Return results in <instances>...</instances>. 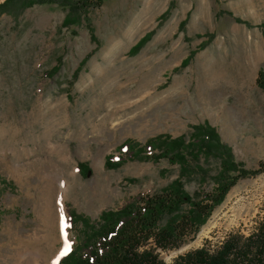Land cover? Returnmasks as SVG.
<instances>
[{
  "label": "rangeland",
  "instance_id": "1",
  "mask_svg": "<svg viewBox=\"0 0 264 264\" xmlns=\"http://www.w3.org/2000/svg\"><path fill=\"white\" fill-rule=\"evenodd\" d=\"M78 5L80 21L69 27H62L69 8L57 4L0 16V264H58L78 236L67 210L96 221L178 177L179 167L163 159L106 169L105 158H117L125 141L188 139L193 126L208 124L246 169L264 162V93L256 85L264 73V0ZM200 166L209 177L185 179L190 196L214 188L218 163L202 159ZM263 220L261 173L238 181L193 239L159 257L171 264L204 245L212 252L230 233L247 236Z\"/></svg>",
  "mask_w": 264,
  "mask_h": 264
},
{
  "label": "trees",
  "instance_id": "2",
  "mask_svg": "<svg viewBox=\"0 0 264 264\" xmlns=\"http://www.w3.org/2000/svg\"><path fill=\"white\" fill-rule=\"evenodd\" d=\"M103 1L1 0L0 16H18L34 5L57 4L69 8L62 22V27H69L80 21L79 3L83 8L87 4L98 7ZM168 15L169 9L159 20H165ZM185 23L186 19L180 23V30ZM89 30L91 41L95 43L93 30ZM154 33L155 30L145 34L130 49V55L137 54ZM206 45L202 44L199 49ZM195 53L191 51L179 68H185ZM90 57L91 54H88L83 58L72 80L77 79ZM58 70L59 63L49 73L55 74ZM256 85L264 93L262 71L258 72ZM192 129L188 139L186 136H158L144 145L128 140L117 148V158H105V168L112 170L127 162H157L163 159L177 165L179 175L160 192L136 196L116 210L101 212L96 221L67 210L70 225L79 230L76 244L61 257L58 264H165L159 257V250L179 248L190 235L193 239L238 181L264 173V162L259 163L257 169L250 170L235 161L231 148L208 124L196 125ZM202 159H212L218 163L215 175L211 176L214 188L210 193L197 192L190 196L184 190L183 181L192 176L203 181L209 177L208 172L200 166ZM76 169L81 176H86L89 170L84 163L78 164ZM171 264H264V220L247 236L230 233L216 250L211 252L204 245L177 257Z\"/></svg>",
  "mask_w": 264,
  "mask_h": 264
},
{
  "label": "bare ground",
  "instance_id": "3",
  "mask_svg": "<svg viewBox=\"0 0 264 264\" xmlns=\"http://www.w3.org/2000/svg\"><path fill=\"white\" fill-rule=\"evenodd\" d=\"M59 211V210H58ZM59 212H61V211H59ZM61 217V216H60Z\"/></svg>",
  "mask_w": 264,
  "mask_h": 264
}]
</instances>
